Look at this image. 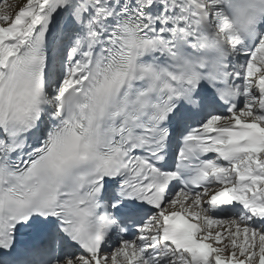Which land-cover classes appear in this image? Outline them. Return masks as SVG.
I'll use <instances>...</instances> for the list:
<instances>
[{
	"label": "snow or ice",
	"instance_id": "1",
	"mask_svg": "<svg viewBox=\"0 0 264 264\" xmlns=\"http://www.w3.org/2000/svg\"><path fill=\"white\" fill-rule=\"evenodd\" d=\"M264 0H0V264H264Z\"/></svg>",
	"mask_w": 264,
	"mask_h": 264
},
{
	"label": "clouds",
	"instance_id": "2",
	"mask_svg": "<svg viewBox=\"0 0 264 264\" xmlns=\"http://www.w3.org/2000/svg\"><path fill=\"white\" fill-rule=\"evenodd\" d=\"M248 0H234V3L238 6V7H244L247 4ZM257 19H259L261 22H264V13L259 14L257 16Z\"/></svg>",
	"mask_w": 264,
	"mask_h": 264
},
{
	"label": "rangeland",
	"instance_id": "3",
	"mask_svg": "<svg viewBox=\"0 0 264 264\" xmlns=\"http://www.w3.org/2000/svg\"><path fill=\"white\" fill-rule=\"evenodd\" d=\"M8 3L9 4L14 3V0H8Z\"/></svg>",
	"mask_w": 264,
	"mask_h": 264
}]
</instances>
